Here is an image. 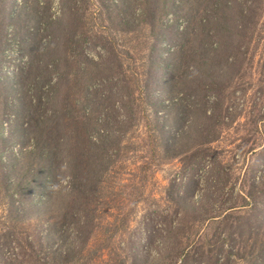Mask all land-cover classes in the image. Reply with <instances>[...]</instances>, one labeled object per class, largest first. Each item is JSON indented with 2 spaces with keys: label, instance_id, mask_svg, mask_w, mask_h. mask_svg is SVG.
<instances>
[{
  "label": "rangeland",
  "instance_id": "obj_1",
  "mask_svg": "<svg viewBox=\"0 0 264 264\" xmlns=\"http://www.w3.org/2000/svg\"><path fill=\"white\" fill-rule=\"evenodd\" d=\"M182 1L0 0V36L8 42L0 56V125L3 138L10 140L2 150L10 149L12 161L31 147L21 118L18 69L32 57L42 58L54 64L46 67L45 77L54 76L70 38L66 76L74 84L76 107L82 115L95 110L97 130L88 126L94 140L113 137L103 190L90 205L102 226L128 221L116 240L125 245L122 252L101 251L98 243L91 255L96 261L88 263L81 254L72 263H55L47 246L36 245L47 263L26 252L24 264H253L256 256L255 264H264L259 248L264 242V0H201V48L189 44L180 59L172 43L183 39L189 21L180 13ZM186 2L193 11L199 9L195 0ZM5 10L20 13L8 20ZM152 51L156 62L144 84ZM134 73L142 80L138 85ZM7 78L17 88L9 91ZM147 118L172 144L169 154L144 144ZM23 132L25 140L17 136ZM62 132L72 136L67 126ZM70 146L65 140L60 154L72 153ZM68 176L62 166L55 183L62 192ZM31 196L23 198L30 201ZM32 200L50 204L45 192ZM56 213L62 240L70 237L77 249L70 221L60 208ZM172 220L185 235L169 231ZM34 223L41 232L50 218ZM6 230L13 234L10 224ZM27 233L37 244L30 228ZM13 246L10 241L2 249L0 264H19Z\"/></svg>",
  "mask_w": 264,
  "mask_h": 264
},
{
  "label": "trees",
  "instance_id": "obj_2",
  "mask_svg": "<svg viewBox=\"0 0 264 264\" xmlns=\"http://www.w3.org/2000/svg\"><path fill=\"white\" fill-rule=\"evenodd\" d=\"M195 1L196 5L198 2L199 9L196 7L194 11L189 8L186 0L181 3L180 13H183L182 15L186 16L189 21L185 27L183 39L180 42L172 43V45L176 46V49L178 48V51L180 50V53H178V58L180 59L181 57L183 59L187 52L185 48L189 44H192L197 50L202 45L201 37L203 32H201V28L203 19L199 16L201 0ZM19 13V11L16 13L14 11L8 14L7 10H5L4 16L9 20L13 16H18ZM153 22H156L155 19H153ZM128 26L132 27L129 23ZM157 35V32H155L154 36ZM70 40V38L66 40L67 49L61 59L63 65L61 64V68L56 70L55 77L50 74L45 77L44 73L46 67L53 66V63L46 65V60L38 58L35 61L33 57L25 64L26 66H20L16 73L18 85H22L24 96L23 101L19 105L22 111L21 118L25 121V127L28 132L27 140L31 143V147L29 149L26 148L17 159L12 158V161H10V149L2 150L3 146H8L10 140L3 138L1 132L2 124L0 125V219L3 218L0 224V238L5 241L0 242V252L4 247L10 246L11 241L14 243V259L19 261V264L25 263L26 252L31 255H37V261L47 263L48 260L45 257L36 253V245L40 247L47 246L51 254L50 259L55 263L59 261L72 263L73 261L71 260L81 254L86 257V262L88 263L92 260L96 261L91 255L96 251L93 246L98 243L101 251L116 249L122 252L125 248V245H120L116 240L127 231V219H121L120 223L117 222L118 220L113 223L107 222L102 226L99 218L96 217V212L92 210L90 205L95 194L101 193L100 191L103 190L101 182L106 168V151L109 146L113 145V137L105 135L102 138V142L94 140L88 130V126L92 124L93 129L97 130L99 121L95 120V110H89L87 114L82 115L76 107L73 96L74 89L72 88L74 84L66 76L71 68L70 50L68 48L71 44ZM7 46L8 42L5 36H0V56H3ZM34 55L38 54L34 53ZM147 56L149 65L148 61L145 62L148 65V69L144 84L149 83L151 78L150 67L156 62L153 51L147 53ZM38 61H40V65L37 63ZM57 63L55 62L56 65ZM134 74L132 78L134 83L138 85L142 80L136 73ZM25 79L34 87L35 96H33V89L31 91V88L27 87ZM3 80L4 78L0 74V84H2ZM7 81L9 91L10 87L12 89L14 87L17 88V85H10V78H7ZM45 81H47V86L44 84L46 83ZM65 86L67 89H65ZM86 92L89 93L88 90ZM34 97H36V100H33ZM81 118L88 120V122L84 124ZM146 121L148 133L146 131L144 144H147L146 146L150 151L158 149L159 152L164 151L169 154L172 144L160 138L158 123L153 121L152 118H147ZM64 126L68 127L72 134L71 137H67L62 132ZM24 134L23 132L17 134V136L25 140ZM65 140L71 145L70 148H74V151L68 156L60 154V149ZM62 166H65V169L69 171L67 190L65 192H62L57 185L55 190L53 189L55 183L57 184L60 180L59 175ZM12 173L15 176L14 178H12ZM40 192H45L46 196H49L50 204L48 206L33 202L32 198H34V195ZM26 193L29 196L32 195L30 201L23 198ZM55 197L60 199L58 200ZM57 208H60L63 217L68 218L70 221V232H72L78 243L77 249L70 237H67L68 241L64 242L62 240V232L58 227L59 214L56 213ZM43 217H49L50 223L44 225L41 232H39L36 230L38 227L35 226L34 222L40 221ZM9 224L12 226V235H10V230H6ZM110 224L112 227L114 226L111 232L109 229L111 227ZM28 228L35 234L37 244L32 241L30 234L27 233ZM42 230L45 231V234H43ZM95 230L99 232L97 233ZM169 231L176 232L181 236L186 234V230L183 228L176 229V224L173 220ZM93 234L94 237L90 240ZM64 244L65 246L59 247ZM259 248L260 251L264 252V242ZM8 253L10 254L9 250L3 252L5 262L8 261ZM250 256L253 259L254 254L250 253ZM240 259L244 260V256H241ZM257 259L256 256L255 262ZM259 261L263 263L262 259H259Z\"/></svg>",
  "mask_w": 264,
  "mask_h": 264
},
{
  "label": "clouds",
  "instance_id": "obj_3",
  "mask_svg": "<svg viewBox=\"0 0 264 264\" xmlns=\"http://www.w3.org/2000/svg\"><path fill=\"white\" fill-rule=\"evenodd\" d=\"M56 187H57V186H53V189L55 190Z\"/></svg>",
  "mask_w": 264,
  "mask_h": 264
}]
</instances>
